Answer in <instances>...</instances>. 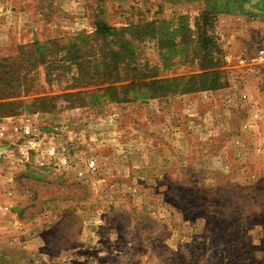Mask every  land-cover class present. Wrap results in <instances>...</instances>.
I'll use <instances>...</instances> for the list:
<instances>
[{
  "label": "rangeland",
  "instance_id": "1",
  "mask_svg": "<svg viewBox=\"0 0 264 264\" xmlns=\"http://www.w3.org/2000/svg\"><path fill=\"white\" fill-rule=\"evenodd\" d=\"M225 5L84 0L8 31L0 264H264V107L224 69L264 31L244 44ZM24 126L41 147L22 157Z\"/></svg>",
  "mask_w": 264,
  "mask_h": 264
},
{
  "label": "crops",
  "instance_id": "2",
  "mask_svg": "<svg viewBox=\"0 0 264 264\" xmlns=\"http://www.w3.org/2000/svg\"><path fill=\"white\" fill-rule=\"evenodd\" d=\"M227 2L230 3V6L225 5V7H222L223 9H221V11H226L227 13L230 11L229 16L232 15L238 18L237 24L244 31V44L250 41L253 36L256 37L262 34L261 32L264 31V29H262L263 25L259 21H254L249 18L250 14L253 15L257 11L263 9V5H260L262 2L261 0H227ZM0 3L4 4L2 5L3 19L9 26V29L13 31L15 29L22 31V29L27 28L30 33L26 29V31H28L26 34L32 33L33 36L37 18L41 17L42 21L44 19L43 22L52 24V22L57 20L53 16L56 18L65 17L66 12H70L72 8L75 9V5L80 6L81 3H84V0L83 2H80V0H0ZM219 18L221 23L223 17ZM98 22L99 21H97V23ZM244 80L246 81L245 83H247V87L242 89V94H248V96H250L248 98L251 99L243 101L242 106H252L255 109L264 107V91L258 87L257 81L255 79L243 78L242 82Z\"/></svg>",
  "mask_w": 264,
  "mask_h": 264
},
{
  "label": "built area",
  "instance_id": "3",
  "mask_svg": "<svg viewBox=\"0 0 264 264\" xmlns=\"http://www.w3.org/2000/svg\"><path fill=\"white\" fill-rule=\"evenodd\" d=\"M3 3H0V44L6 38L9 28H5V22L3 19ZM5 28V29H4ZM11 31H9V34ZM224 62L226 64L225 70L230 73V75L235 76L236 78H249L255 79L257 81L258 87L264 91V44L253 43L251 47L243 50L240 54L236 56L226 55L224 57ZM22 138L23 149L20 148V156L25 157L29 151L33 154L38 153L40 150V143L36 135L29 129L28 126L22 128ZM8 136L5 133V129L0 127V143L7 139ZM0 160L6 156V148L0 146ZM47 154L49 157H54L56 154L54 147H49L47 149ZM62 164V163H61ZM89 167H93V162H89ZM3 171L0 167V176ZM5 211L4 207L0 205V214Z\"/></svg>",
  "mask_w": 264,
  "mask_h": 264
},
{
  "label": "trees",
  "instance_id": "4",
  "mask_svg": "<svg viewBox=\"0 0 264 264\" xmlns=\"http://www.w3.org/2000/svg\"><path fill=\"white\" fill-rule=\"evenodd\" d=\"M205 16L207 17L210 13L209 12H205L204 13ZM207 24V23H205ZM207 26H210V23H208ZM159 38V40H161V42H163L162 39H160L159 36H157ZM205 50V53H204V56H206L207 58L208 57H211V52H210V49H207V48H204ZM183 51V50H182ZM181 52V51H180ZM178 53V52H177ZM183 54V53H182ZM178 55H181V53H178ZM212 58V57H211ZM209 69H213V65H208L206 66L203 70H205L202 75L200 76L201 78L205 77L207 79V85L206 86V89H215L217 88L218 86H220V83L219 81L217 80L218 76L220 74H222V72H219V71H213V70H209ZM209 70V71H208ZM197 76H189V77H186V79H188V81H192L193 79H195ZM225 81V79H224ZM222 83V81H221ZM204 89V88H203Z\"/></svg>",
  "mask_w": 264,
  "mask_h": 264
},
{
  "label": "water",
  "instance_id": "5",
  "mask_svg": "<svg viewBox=\"0 0 264 264\" xmlns=\"http://www.w3.org/2000/svg\"><path fill=\"white\" fill-rule=\"evenodd\" d=\"M0 151H1V149H0Z\"/></svg>",
  "mask_w": 264,
  "mask_h": 264
}]
</instances>
